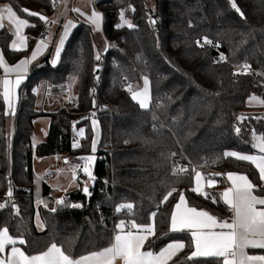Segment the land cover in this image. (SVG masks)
Returning <instances> with one entry per match:
<instances>
[{"label": "trees", "instance_id": "trees-1", "mask_svg": "<svg viewBox=\"0 0 264 264\" xmlns=\"http://www.w3.org/2000/svg\"><path fill=\"white\" fill-rule=\"evenodd\" d=\"M1 2L33 24L26 30L28 49L22 52L10 49L8 30L0 31V55L13 65L35 45L43 24L38 11L55 13V2ZM97 2L107 38L102 57L96 59L99 37L81 22L67 38L57 65L47 56L32 66L20 87L13 117L7 114L0 93V197L11 191L18 200L14 207L0 208V230L7 227L13 238L25 240L15 247L28 256L42 254L55 244L79 259L110 247L119 232L116 225L134 220L154 226L146 250L159 252L175 241L185 244L168 264H219L211 257L189 258L194 251L190 232L170 231V217L181 193L189 207L221 219L232 215L220 193L211 192L206 198L191 190L194 175L174 174L175 160L187 159L206 168L205 175L221 186L226 178L219 173H244L256 181L250 163L225 153L255 154L253 134L264 136V117H255L247 106L252 95L264 99V0H234L239 12L232 7L233 0H155L154 10L148 9L147 0ZM122 10L131 27L121 24ZM204 38L212 43H204ZM71 76L79 80L74 101L54 112L38 111L40 83L46 82L51 94L60 96ZM122 77L128 80L126 88ZM144 77L151 86L147 108H141L129 92ZM41 117L49 118V134L34 147V123ZM93 118L100 128L96 155L105 156L97 159L93 187L87 197L82 188L65 199L57 198L48 184L53 173L36 174L34 160L92 155ZM75 128L85 129L79 145L72 144ZM172 189L177 191L162 202ZM128 204L134 207H122ZM37 212L43 231L34 222Z\"/></svg>", "mask_w": 264, "mask_h": 264}, {"label": "snow or ice", "instance_id": "snow-or-ice-1", "mask_svg": "<svg viewBox=\"0 0 264 264\" xmlns=\"http://www.w3.org/2000/svg\"><path fill=\"white\" fill-rule=\"evenodd\" d=\"M232 7L236 8L238 12L240 11L234 0ZM22 11L33 16L39 15L27 9H22ZM41 19L46 18L41 16ZM89 19L92 24L99 27L102 16L93 11ZM6 20L14 27L15 34L19 38L20 44L23 45L25 39L20 36V32L28 24V21L21 19L10 5L0 8V28L4 27ZM70 24L71 22H69V25H65V36ZM197 43L199 44L200 42L197 41ZM204 43L211 44L212 42L204 38ZM61 44H63V39ZM45 46L44 41L41 40L36 52L33 53L32 59H35L36 55ZM13 48H16L15 43ZM57 55H59V49H57ZM221 58L223 59V56ZM96 59H99V55H97ZM27 63V60H23L14 67H9L3 56L0 55V68H3L6 73H17L14 84L13 81L7 78L3 80L4 99L9 101V108H11L10 93L14 90V87H18L21 84L23 77L19 73L26 71L25 66ZM244 67L247 68L248 66L245 65ZM143 79L145 85L143 91L133 92L132 98L137 101L141 108H147L149 103V81L147 77ZM10 86L12 87L10 88ZM129 91H131L130 87ZM261 103H264V101H261ZM236 131L239 132V128ZM255 147L259 149L260 153H264V136L259 137V142ZM93 151H95V142L93 143ZM225 155L235 157L241 161L251 162L259 170L261 180H264V155H245L237 152H227ZM88 159L91 160L92 157H88ZM186 171V168H181L174 174ZM84 172L90 179H93L92 173L87 167L84 168ZM227 178L232 182V186L221 193L220 196L224 204L233 213L231 222L229 220H218L217 217L207 211L188 207L185 197L181 193L179 202L174 205L175 211L170 217V231L182 232L188 230L190 232L194 251L189 258L211 257L217 259L219 264H264V256H250L245 252V249L249 247L264 249V196L254 194L256 186L244 175L229 173ZM202 179V174L196 172V187L191 190L208 198V194L201 188ZM214 184L215 181L212 179L206 181V186L210 187ZM83 191L88 193V188L85 187ZM175 191L177 190L172 189L166 193L162 202H166ZM8 195L11 196V191H9ZM213 202H215L214 198ZM58 203L62 204L63 201H58ZM78 206L73 205V207ZM3 207L5 205L0 204V208ZM122 207L132 208L134 206L128 204ZM151 215L154 217L155 213ZM130 224L131 229L125 232L127 225L125 221H120L117 225L119 232L115 235L114 243L110 247H106L99 252H93L88 256H82L79 259H73L71 256L66 255L55 244H52L42 254L28 256L20 248L15 247L17 243L23 245L26 241L13 238L9 234L7 227H4L0 230V254L5 253L9 245L12 247L10 256H0V264H116L117 260H122L123 264H168L185 247L183 242H173L156 254L152 251H142L141 249L149 235H154V226L152 224L138 225L134 220Z\"/></svg>", "mask_w": 264, "mask_h": 264}, {"label": "crops", "instance_id": "crops-1", "mask_svg": "<svg viewBox=\"0 0 264 264\" xmlns=\"http://www.w3.org/2000/svg\"><path fill=\"white\" fill-rule=\"evenodd\" d=\"M52 1H54L57 4V9L54 10L55 13L52 14V20H53L54 24H53V28L51 29V32H50V35H49V39L47 40V42L44 43L46 46L43 47L42 50L36 55L35 59H32V56H33V53L36 52L37 46L40 44V42H35V45L33 46L32 50L29 51V53H26L22 57L21 60H19L16 63H13V65L10 64L9 62H7L4 59V61L6 62V64L9 67H14L15 65H17L19 62H21L23 60H27L28 61V63L25 66L26 67V71L19 73V75H21L23 77L21 84L18 87H14V90L10 93L9 99L11 101V108H9V101H6L4 99L5 102H6L7 114L10 115L11 117L14 116V113H15V110H16V107H17V104H18L20 87L26 81L27 77L29 76L32 66L35 63L41 61L42 59H44L47 56H50V61H51V63L54 66L57 65L59 63V61H60L61 54H62V52L64 50L65 45H66L67 38H69V36L73 32L74 28L79 23L81 24V22H84L86 24H89L93 28V30L97 34H99V36H98L99 39H100L99 40L100 41L99 50L103 51V53H102V55L100 57H102L106 53V50H107V38L105 37L104 32H103L104 16H103L102 12L98 9V6L94 5V0H52ZM59 1H61L60 5H58ZM5 5H10V4L1 2L0 3V8L4 7ZM76 10H79V11H76ZM93 11H95L96 13L101 14V16H102V20H101V23H100L99 27H97L96 25L92 24L90 19H89V17L93 13ZM17 15L21 19H24V20L28 21V24L25 25L21 29V32H20V36L25 39V43L23 45L20 44V40L15 34L14 27L11 26L7 22V20L4 22V27L0 28V31L3 30V29L8 30L11 33V35H12V41L10 43V49L13 50V51L22 52V51H26L28 49L29 45H28V40H27L28 36H27L26 30L29 27L33 26V24L28 19H26L24 17H21L18 13H17ZM69 22H71V24L67 28V35L65 36V31H66L65 25H69ZM62 39H63V44H61V40ZM14 43L16 44V48H13V44ZM57 49H59V55H57ZM96 56H97V51H96ZM16 76H17V73H15V72L6 73L4 71V69H2V72L0 73V93L3 96V98H4L3 80L5 78H7V79L13 81V84H14ZM74 77L75 76L69 77V79H68L69 81H67V85L65 87V90H64L63 94H61L60 96H56V95L52 94L58 100L57 99L55 100V98H53V97L49 98L47 100V107H46L47 109L46 110L45 109H41V110L38 109V97H37V110L38 111H43V112H54V111L58 110L59 108H62V107H65V106H69V104L74 101V99H75V97L77 95V92H78V87H79V80H78L77 77L76 78H74ZM147 79L149 81L148 84H150L149 78H147ZM11 87L12 86H10V88ZM43 87L45 88V91H47V92H49L51 94L49 84H47V86H43ZM72 87L76 88V92L70 91ZM143 87H145L144 79H143ZM150 93H151V86H150ZM150 103H149V105H150ZM34 124H35V130H34V134H33V137H32V144H33L34 147H36L37 145H39V144H41V143H43V142H45L47 140L48 134H49L50 122L40 118V119H37ZM255 150H256L255 154H245V155H256V156L264 155V153H260L259 150L256 147H255ZM232 158H235V157H232ZM245 162L250 163L252 165V167L254 168V170L256 171V181H252L249 178V176H247L244 173H238V172H230V173L246 176L248 178V180L251 181V183L254 186H256L254 194L257 195V196H264V180H261L260 174H259V170L251 162H249V161H245ZM201 174L203 176V179L201 180V188H202V190L204 192L208 191L210 193L211 192L212 193L216 192V193H220L221 194L226 189H228L229 187L232 186V182L230 180H228V178H227V174H229V173H227L226 176H225L226 180L224 181L225 182L224 186L219 185L218 181L212 179V180L215 181V184L213 186H210V187L206 186V181L208 179H210V178H208L203 173H201ZM194 187H196L195 175H194L193 188ZM196 193H198V192H196ZM187 206L189 207L188 204H187ZM197 210H204V209H197ZM174 211H175V208H174ZM204 211H207V210H204ZM207 212L209 214L217 217L215 214H212L209 211H207ZM231 214H232V216H231V218H232L233 217V213H231ZM217 218H218V220H229V222H231V218H226V219H221L219 217H217ZM133 231H135V230H133ZM125 232H127V231H125ZM153 238H154V235H149L148 239L146 240V242L143 245V248L141 249L142 251H152L154 254H156V253H159L162 250L161 249L159 252H154L153 250H146L145 249V245L147 244V242L148 241H153ZM175 242H181V241H175ZM113 243H114V240H113ZM171 243H173V242H171ZM18 248H20V247H18ZM10 250H11V248L7 247L5 253L0 254V256H5V257L10 256V254H11ZM20 250L23 251L22 248H20ZM181 251H179V252H181ZM245 252L247 253V255H250V256H264V249H261V248H251V247H249V248L245 249ZM116 264H123V261L122 260H117Z\"/></svg>", "mask_w": 264, "mask_h": 264}, {"label": "rangeland", "instance_id": "rangeland-1", "mask_svg": "<svg viewBox=\"0 0 264 264\" xmlns=\"http://www.w3.org/2000/svg\"><path fill=\"white\" fill-rule=\"evenodd\" d=\"M147 7L150 10L155 9V0H147ZM61 1L58 2V5H60ZM120 22L122 25L132 26V21L129 17L126 16V12L122 10L120 14ZM129 26V27H131ZM97 34V33H96ZM99 36V34H97ZM97 55L99 57L102 55L103 51L99 50V48L96 49ZM76 78V76L74 77ZM78 78V77H77ZM143 83V81H142ZM141 83L140 86H136V84H133L130 86L131 91H129L131 94L133 92H141L143 91L144 87ZM43 86H47L46 82H41L40 85L36 89V94L38 97V109H47V100L51 97L57 99L49 92L45 91V88ZM70 91L76 92V88L72 87ZM148 95H149V103L151 102V93H150V84H148ZM58 100V99H57ZM261 101H264V99L261 96L252 95V97H249L247 100V106L251 108V111H253L255 114V117H264V103H261ZM148 103V105H149ZM55 104V103H54ZM250 111V112H251ZM244 116L241 115L240 119H242ZM43 120L49 121L48 117H41ZM40 119V118H39ZM93 127V141L95 142V151H93L92 155H96L98 153V142L100 138V128L98 121L93 118L92 122ZM74 138L77 141L76 144L79 145L81 138L85 134L84 128H75L74 129ZM261 135H258L256 133L253 134L251 144L254 146L259 142V137ZM258 149V148H257ZM259 150V149H258ZM89 161L87 159V156H68V155H56V156H49V157H36L34 160V170L35 173L38 175H48L52 174L50 178L48 179V184L50 185L51 189L54 192V196L57 198H67L71 193L82 191V188L84 186L93 187V179H90L84 172V168L87 167L89 171H91V167L89 166ZM78 171H81L84 175V180L79 181L76 177V173ZM38 206V204H37ZM37 229L39 231H43L45 229L44 223L37 212L35 216V221Z\"/></svg>", "mask_w": 264, "mask_h": 264}, {"label": "built area", "instance_id": "built-area-1", "mask_svg": "<svg viewBox=\"0 0 264 264\" xmlns=\"http://www.w3.org/2000/svg\"><path fill=\"white\" fill-rule=\"evenodd\" d=\"M97 0H94V5L97 6ZM54 9L56 10L57 9V4H54ZM39 14L46 18V19H43V24L41 25V29L36 37V42H40L41 40L45 42H47V40L49 39V35H50V32H51V29L53 28V20H52V14H50L46 9H42L41 11H38ZM112 45L111 44H108V48L110 49ZM247 69H244L242 70V73L244 71H246ZM121 85H122V88H126L128 87V80L127 78H124L122 77L121 78ZM94 91V89H93ZM67 100V99H66ZM94 112H90L88 115L89 116H93ZM76 140L75 138L72 139V144L75 145L76 144ZM98 156V159L100 160H104L105 159V156L104 155H97ZM181 168H186L187 171L186 172H179L178 174H189V175H195L196 172H199V173H203L205 174L206 172V168L204 167H201L193 162H191L190 160H183L181 158H177L175 160V172ZM210 171L212 173H215V174H218L219 172H217L215 169H210ZM219 175L221 176H224L225 177V174L223 175V173H219ZM79 181H83L84 180V175L81 171H78L76 173V177ZM226 178V177H225ZM207 194H210V192L208 191H205ZM212 200V198L210 197V201ZM0 204H4L5 207L3 208H11V207H14L18 204V200L17 198L11 194V196H9L8 194H5L4 196H1L0 197ZM232 216V215H231ZM231 216L229 218H231ZM127 227L125 229V231H128L131 229V224L129 223V221H125ZM152 223H153V218H152ZM118 225V224H117ZM117 225H116V228H117ZM153 225V224H152Z\"/></svg>", "mask_w": 264, "mask_h": 264}, {"label": "water", "instance_id": "water-1", "mask_svg": "<svg viewBox=\"0 0 264 264\" xmlns=\"http://www.w3.org/2000/svg\"><path fill=\"white\" fill-rule=\"evenodd\" d=\"M98 69V68H97ZM88 157H92V159L91 160H89L88 159ZM87 159H88V161H89V166L91 167V170H92V172H93V170H94V168H95V165H96V162H97V159H98V156L97 155H90V156H87ZM85 187H87V186H84L83 187V189L85 188ZM88 188V193H85V192H83V195L84 196H88L89 195V191H90V187H87Z\"/></svg>", "mask_w": 264, "mask_h": 264}]
</instances>
